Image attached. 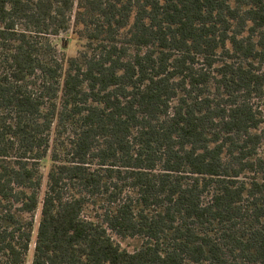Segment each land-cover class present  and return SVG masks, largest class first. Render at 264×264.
<instances>
[{
  "label": "trees",
  "instance_id": "trees-1",
  "mask_svg": "<svg viewBox=\"0 0 264 264\" xmlns=\"http://www.w3.org/2000/svg\"><path fill=\"white\" fill-rule=\"evenodd\" d=\"M263 93L264 0H0V264L48 155L32 264H264Z\"/></svg>",
  "mask_w": 264,
  "mask_h": 264
},
{
  "label": "rangeland",
  "instance_id": "rangeland-1",
  "mask_svg": "<svg viewBox=\"0 0 264 264\" xmlns=\"http://www.w3.org/2000/svg\"><path fill=\"white\" fill-rule=\"evenodd\" d=\"M63 38H66V40H62ZM53 43H55L56 46V52L58 57L60 56H70V55H76L79 50L82 47V40L77 37V35L71 30H69L67 33H64L60 36L57 37H52ZM67 41V42H66ZM63 42H66V47H64ZM254 102V107L257 108L259 116L262 120L259 131L262 133L263 138L262 142L258 148V153L264 157V93L257 98L253 99ZM49 155L44 158L40 163V170L42 172V186L39 190V204L37 206V209L34 211V213H27V212H19L18 210L14 209L15 213L18 215V217L21 220H32L33 221V237H32V242L29 245V249L26 253V258L24 264H32V258H33V251H34V239H35V232L37 229L38 221H39V216H40V210H41V201L44 196V191L46 188V182H47V172L49 169L50 165V160H49ZM247 176H242L243 179H248L245 178ZM89 210L94 213L95 206L92 204L89 207ZM4 224V219L0 220V225ZM114 238L120 242V244L123 247H126L129 250H134L137 247H139L143 242H144V237L143 236H134V237H126V238H121L116 235H114ZM192 264V263H188Z\"/></svg>",
  "mask_w": 264,
  "mask_h": 264
}]
</instances>
